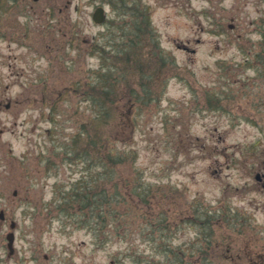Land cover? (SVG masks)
<instances>
[{
    "label": "rangeland",
    "instance_id": "374dc122",
    "mask_svg": "<svg viewBox=\"0 0 264 264\" xmlns=\"http://www.w3.org/2000/svg\"><path fill=\"white\" fill-rule=\"evenodd\" d=\"M119 1L38 61L0 35V264H261L264 0Z\"/></svg>",
    "mask_w": 264,
    "mask_h": 264
},
{
    "label": "flooded vegetation",
    "instance_id": "af4514ba",
    "mask_svg": "<svg viewBox=\"0 0 264 264\" xmlns=\"http://www.w3.org/2000/svg\"><path fill=\"white\" fill-rule=\"evenodd\" d=\"M108 6V0H0V25H2L0 26L2 28L0 35L5 38L13 53L16 49H24L28 54L34 53L31 59L38 61L40 55H38L37 50L43 48L45 34H49L50 37L51 33L60 32L65 28L67 30L68 27L70 32L75 30L78 22L76 21V24L71 22L72 11L79 16V19L86 15H91L94 18L98 9L103 7L107 9ZM127 6H130L128 2ZM138 10H134L137 19L132 24L134 30H138L140 26L139 16L141 13ZM124 12L118 14L125 17ZM108 22L109 19L106 20L104 26ZM128 26H130L128 23L126 25L122 23L121 27ZM123 28H119V31ZM74 39V36H72L71 41ZM11 107L10 104L7 105V109ZM257 178L262 181L259 176ZM4 215L5 223L7 222V216ZM258 259H260L261 264H264L263 254L258 255Z\"/></svg>",
    "mask_w": 264,
    "mask_h": 264
},
{
    "label": "trees",
    "instance_id": "16d2710c",
    "mask_svg": "<svg viewBox=\"0 0 264 264\" xmlns=\"http://www.w3.org/2000/svg\"><path fill=\"white\" fill-rule=\"evenodd\" d=\"M136 34L139 36V35H141L139 32H136ZM135 34V35H136ZM123 60H125V59H123ZM124 62V64H123V70H124V72H125V74L126 73H128L127 71L129 70V69H131V68H135L136 66H131V65H126L125 63V61H123ZM113 65H115V64H113ZM115 68H116V66H115ZM122 68V67H121ZM111 69H114V68H110V70ZM136 72H137V74H138V76H139V78H143L144 76H145V72L142 70V67H139V68H136V70H135ZM107 79V78H106ZM105 82H106V80H104ZM107 84L108 83H106V87L104 88V90H106V92H105V96H106V98L108 97V94H109V90L111 89L110 88V86H107ZM144 86V85H143ZM144 89H145V87H144ZM109 92H108V91ZM131 92H130V96H129V98H134V96H137V92L135 93V89H133V90H130ZM112 159H114V158H116V156H115V154H114V152H111V156H110ZM118 157V159H120V157H122V156H117ZM123 159V158H122ZM124 161H126V159L124 158ZM140 186H137V187H135L133 190L135 191L137 188H139ZM147 188H151V187H147ZM139 190H141V187L139 188ZM149 192L151 193V196L150 195H148L149 194ZM89 195H91V197H92V200H91V202H90V200H89ZM104 196L102 193H100L99 194V192H97V193H95V194H91L89 191H86V192H84V191H75V193H74V195L72 196V200H74L73 202H75V200H76V202H78V204L77 205H79L78 206V210H79V212L81 213V214H84L85 213V210H86V208H89V207H91V205L92 204H95L96 202H95V200H98V199H95V197H97V196ZM119 195V194H118ZM137 195H138V197H139V203H141L143 206L144 205H147V203H149L150 201H151V199H153V197H154V194H153V192L151 191V189H147V190H144L143 192H139L138 191V193H137ZM157 197H160V198H158L157 200H156V202H159V203H161V202H163V201H166L165 199V197L163 196V195H159V196H157ZM163 197V198H162ZM69 202V201H68ZM75 202V203H76ZM165 217V216H164ZM167 222V221H166ZM165 222V223H166ZM165 227H166V225L164 224V227L162 228V226L160 227V229H159V231H163V232H165L164 231V229H165ZM157 249H163L164 250V247H162V246H158V248ZM165 257V260H168V254L166 255V256H164ZM157 264H161L160 262H157Z\"/></svg>",
    "mask_w": 264,
    "mask_h": 264
},
{
    "label": "water",
    "instance_id": "95a60500",
    "mask_svg": "<svg viewBox=\"0 0 264 264\" xmlns=\"http://www.w3.org/2000/svg\"><path fill=\"white\" fill-rule=\"evenodd\" d=\"M103 14H102V12L101 11H99L96 15H95V20H96V22H102L103 21ZM8 240H9V242H10V244H9V247L12 249V243H13V235L11 234V235H9L8 236Z\"/></svg>",
    "mask_w": 264,
    "mask_h": 264
}]
</instances>
